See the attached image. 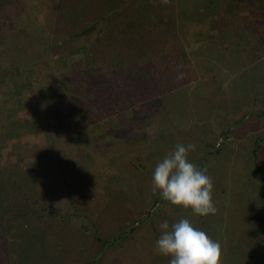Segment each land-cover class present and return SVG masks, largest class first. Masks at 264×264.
<instances>
[{
  "label": "rangeland",
  "instance_id": "374dc122",
  "mask_svg": "<svg viewBox=\"0 0 264 264\" xmlns=\"http://www.w3.org/2000/svg\"><path fill=\"white\" fill-rule=\"evenodd\" d=\"M181 1L195 7L189 0ZM187 3L180 7V31L188 44L198 47L192 55L197 80L93 125L64 121L57 127L47 121L49 124L42 125L36 135L10 141L9 156L1 160L2 164L7 160L18 165L19 170L37 179L43 168L53 175L55 149L63 148L72 168L70 182L85 207L100 210L108 202L113 206V199L119 198L124 205L143 211L142 218L153 213L149 223L141 226L139 222L135 239L126 240L114 252L110 250L104 264H169L171 257L155 254V240L139 255L134 241L151 239L156 229L160 235L161 222L166 220L171 225L181 218L189 219L197 228L205 226L212 239L220 243V264H264V196L260 193L264 177V31H249L250 20L264 22V0H198L195 9ZM215 6H232L233 18L213 24L203 11L208 7L211 14ZM53 9L52 0H27L24 20L48 26ZM198 33L202 34L200 43L195 38ZM48 34L45 29L44 36ZM12 52L11 45L0 48V68H12L17 78L12 84H17L26 98L38 103L51 89L58 94L62 84L56 82L58 61L51 53L26 59L32 66L23 65L19 70V56L7 55ZM2 77L8 79L9 73L0 72V99L4 100L12 90ZM31 103L20 114L29 116ZM245 112H249L246 118ZM186 135L198 141L186 140ZM259 139L261 174L254 165ZM177 143L195 144L196 150L189 153L193 163L192 154L207 149V143L216 148L225 146L219 153L215 148L201 163L214 181L215 215H193L190 209L164 200L155 206L149 204L155 166ZM49 180L55 191H63L57 178ZM248 231L251 236L246 235Z\"/></svg>",
  "mask_w": 264,
  "mask_h": 264
},
{
  "label": "trees",
  "instance_id": "16d2710c",
  "mask_svg": "<svg viewBox=\"0 0 264 264\" xmlns=\"http://www.w3.org/2000/svg\"><path fill=\"white\" fill-rule=\"evenodd\" d=\"M52 1V23L48 28L24 20L27 0H0V48L12 46L13 52L7 55L19 56V70L32 66L26 59L51 53L58 61L56 82L62 84L58 94L51 89L36 106L37 100L32 102L16 88L17 84H12L17 79L12 68H0V72L9 73L8 79L1 80L7 81L12 90L7 98L0 99V162L9 156L10 141L36 135L47 121L57 127L64 121L93 125L198 79L192 65L198 47L188 44L180 31V7L187 2ZM196 1H188L195 7L185 5L195 9ZM216 8L211 14L208 7L203 11L213 24L233 18L232 6ZM258 19L250 20V32L264 31V22ZM45 29L49 30L48 36H44ZM201 37L195 35L199 43ZM30 103L33 112L29 116L20 114L27 106L30 108ZM183 138L198 141L193 136ZM257 145L254 165L261 174L260 139ZM206 147L191 156L201 170L205 156L216 145L207 143ZM224 148L219 146L216 152ZM55 152L53 175L43 168L37 179L7 160L0 163V264H104L112 248L114 252L126 240L135 239V232L149 223L153 213L142 218L143 211L124 205L119 198L113 199V206L108 202L100 210L81 204L78 189L70 182L68 158H64L63 148ZM53 176L64 192L51 186L49 179ZM260 193L264 196V177ZM148 198L151 206L163 200L159 193H150ZM153 223L155 226L156 221ZM199 229L210 236L205 226ZM155 231L151 239L134 241L136 254H142L149 243L158 239L159 230ZM248 233L251 236L252 232Z\"/></svg>",
  "mask_w": 264,
  "mask_h": 264
},
{
  "label": "clouds",
  "instance_id": "9594fccd",
  "mask_svg": "<svg viewBox=\"0 0 264 264\" xmlns=\"http://www.w3.org/2000/svg\"><path fill=\"white\" fill-rule=\"evenodd\" d=\"M169 0H162L167 4ZM196 150L193 143H177L160 160L152 174L151 191L173 206L190 209L193 215L206 217L218 212L213 202L214 181L189 160ZM160 235L155 242L156 255L171 257L169 264H220L221 245L187 218L159 224Z\"/></svg>",
  "mask_w": 264,
  "mask_h": 264
}]
</instances>
